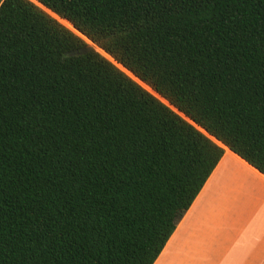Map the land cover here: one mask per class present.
Masks as SVG:
<instances>
[{"label":"trees","instance_id":"16d2710c","mask_svg":"<svg viewBox=\"0 0 264 264\" xmlns=\"http://www.w3.org/2000/svg\"><path fill=\"white\" fill-rule=\"evenodd\" d=\"M224 149L264 176V0H0V264H154Z\"/></svg>","mask_w":264,"mask_h":264},{"label":"crops","instance_id":"0c3cea01","mask_svg":"<svg viewBox=\"0 0 264 264\" xmlns=\"http://www.w3.org/2000/svg\"><path fill=\"white\" fill-rule=\"evenodd\" d=\"M246 181L264 186L263 175L224 149L221 160L176 224L154 264H207L215 259L219 264H238L239 261L264 264V254L244 255L248 251L239 246L242 234H236L235 230L232 233L225 226L227 215L234 216L238 203L237 193H228L227 189H241L245 184L248 186ZM217 196L227 202L228 214ZM258 199L250 203L254 211L250 216L252 223L246 227L264 232V201ZM259 236L256 239L259 240Z\"/></svg>","mask_w":264,"mask_h":264},{"label":"rangeland","instance_id":"374dc122","mask_svg":"<svg viewBox=\"0 0 264 264\" xmlns=\"http://www.w3.org/2000/svg\"><path fill=\"white\" fill-rule=\"evenodd\" d=\"M57 20L62 25H64L65 27H67L68 29L73 31L75 34L80 36L77 32H75L71 27L67 26L60 19H57ZM85 41L88 43L89 46H92L94 50H96L101 55H103L105 58H107L108 60L111 61V59L103 51H101L99 48L94 46L89 41H87V40H85ZM129 76H131V75H129ZM142 86L144 88H146L147 90H149L144 85H142ZM247 183H248V186L245 184L244 187L241 189H237L235 187H231V188L227 189L228 193H231V194L237 193L238 203H237V208L235 209L236 211H235V214L233 217H231V215L228 214V211H230V207H228V204L224 200V198L223 197L221 198L219 196H217V197L220 200L221 207L224 208L226 210V213L228 214L227 218H226V222H225V226L227 227V229L232 233L235 230L236 234H238V233L242 234L241 242L239 243V246L241 247V250L248 251L244 255H250L252 252L264 254V240H262V236L264 237V232L252 229L251 227H246L247 224L252 223V219H250V216H251V213H253L254 208L250 207V203H252L253 201L256 202L257 200H259L258 198H262V200L264 201V186L261 184H255L253 182H247ZM263 215H264V213H263ZM232 226L234 227V229ZM258 236H259V240L256 239ZM242 237H243V239H242ZM243 241H244V243H243ZM198 264H204V263H198ZM207 264H219V262L215 259L213 261H208ZM238 264H246V262L245 261H239Z\"/></svg>","mask_w":264,"mask_h":264},{"label":"water","instance_id":"95a60500","mask_svg":"<svg viewBox=\"0 0 264 264\" xmlns=\"http://www.w3.org/2000/svg\"><path fill=\"white\" fill-rule=\"evenodd\" d=\"M90 50H93V47L92 46H87L85 49H82V50L77 51V52H73L70 55H80V54H83L84 52L90 51Z\"/></svg>","mask_w":264,"mask_h":264}]
</instances>
